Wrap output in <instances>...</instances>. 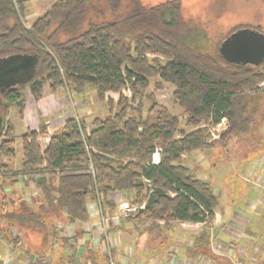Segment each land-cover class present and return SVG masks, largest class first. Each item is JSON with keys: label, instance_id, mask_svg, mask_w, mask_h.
Masks as SVG:
<instances>
[{"label": "trees", "instance_id": "trees-1", "mask_svg": "<svg viewBox=\"0 0 264 264\" xmlns=\"http://www.w3.org/2000/svg\"><path fill=\"white\" fill-rule=\"evenodd\" d=\"M25 5V0H0V58L37 57L32 76L1 96L5 128L0 135V242L17 246L23 232H32L41 234L51 249L57 241L62 250L76 246L85 235L81 227L90 218L88 203L98 196L112 211L110 194L117 192L137 206L146 201L138 215L123 220V226L147 224L144 232L160 233L177 222L203 223L187 255L229 263L208 248L218 199L211 185L182 163V157L214 146L206 142L202 125L226 119L229 127L221 142L248 136L252 127L247 124L245 92L264 81V65L227 64L197 45L200 27L184 16L181 0L154 6L141 0H57L29 28ZM149 54L168 61L148 59ZM153 79L175 88L174 101L184 109L183 123L191 131L181 129L180 120L162 107L155 116L143 117L144 101L153 99L145 93ZM47 82L52 92L64 87L77 96L94 89L108 115L93 119L87 135L81 134L74 119L67 120L44 150L39 138L47 134L46 127L41 124L37 131H27L20 136L22 162L14 171L5 164L17 157L15 130L7 118L15 108L22 119L26 93L38 101ZM153 88L162 89L158 83ZM123 90H129V97L123 96ZM80 128L84 130V122L80 121ZM155 148L160 150L158 164L151 162ZM142 179L152 182L149 198ZM19 183L23 193L3 191L5 184ZM68 226L74 231L70 238L63 235ZM10 230L19 237L12 238ZM99 251L77 255L74 250L56 260L105 264ZM0 264L5 263L0 260Z\"/></svg>", "mask_w": 264, "mask_h": 264}, {"label": "rangeland", "instance_id": "rangeland-1", "mask_svg": "<svg viewBox=\"0 0 264 264\" xmlns=\"http://www.w3.org/2000/svg\"><path fill=\"white\" fill-rule=\"evenodd\" d=\"M26 1V16H25V24L26 27L29 28L30 25L39 17L43 16L51 6L57 0H25ZM166 0H141L142 4L147 6H154L160 4ZM183 13L185 17H190L196 21L198 26L200 27L199 36L196 39V44L208 51L210 54H217L218 55V48L220 43L228 37L231 33L238 30L239 27L245 26V28H250L254 30H258L260 27L262 31H264V0H181ZM148 59H153L158 57L162 64L166 63L168 60L164 57L157 56L154 54L147 55ZM158 83L161 85L162 89L155 90L153 85ZM49 83L44 84L45 90H47ZM175 88L167 83H163L158 79L150 80V87L145 91L147 95H152V100H145L144 105L142 107L143 117H146L147 114L151 116H155L160 107L165 108V110L173 115L176 116L181 123V129L185 130V132L191 131L192 129L185 128L184 120L186 118V114L184 109L181 108L175 101L173 97V93ZM123 96L129 97L127 90L122 91ZM246 95V94H245ZM116 98V96H113ZM248 106L246 115L249 116L247 120V124L249 127H252V131L248 135V142H246L245 146H248L245 150V160H249L250 165L248 167L254 168L255 172H251V175L246 170V168L240 166H233L234 170L231 169V164L235 161H231L226 159L225 155L220 153L211 151L210 149H201L197 152H207L211 151L209 157H214L217 160L218 158V167L214 169L215 171L221 170L219 172L220 176L224 179L226 178L227 183H233L238 185L239 188H232V192H240V194H247V198L240 203V207L249 213L251 216V221L249 226L253 231V237L250 238L249 242H246V246L241 249L242 242L240 244H236V251L231 252V256L233 258H238L242 261H250L253 258L256 262H263L260 260H264V205L257 204V200L260 199L263 195V190L260 187L255 186L256 177L264 172V166L260 164L259 159L264 157V93H257L256 95L248 96ZM76 98V97H74ZM85 99L91 105L89 111L91 114L87 116V120L90 121L86 123L87 130H92L91 121H93L94 117L104 118L107 112V106L105 102H101L97 99L95 90L92 88L86 89ZM100 103V104H99ZM153 107V109L151 108ZM14 112V111H13ZM11 113V112H10ZM15 113L11 114L12 120L15 117ZM9 117V118H10ZM106 117V116H105ZM253 119V120H252ZM252 120V121H250ZM82 122V121H81ZM252 122V123H251ZM251 124V126H250ZM203 128V125L200 126ZM208 130L211 127H206ZM250 129V128H249ZM206 130V129H205ZM20 129H16L17 134H19ZM207 131V130H206ZM227 132V129L221 133L218 139L213 140V137L210 136L208 132H206V142L213 143V145L219 144L221 142L222 135ZM42 143H46V140H42ZM44 146V144H43ZM15 149L17 151V157L14 162L5 161V164L10 169H17L20 166L22 155H21V140L20 137H16L15 142ZM193 152V151H192ZM186 153L182 157V163L186 164L189 162V159H193V153ZM239 153V151H238ZM200 154H197V157ZM234 156V154H232ZM239 155V154H238ZM205 156V155H204ZM206 158V156L204 157ZM213 158V159H214ZM196 162V161H195ZM197 163V162H196ZM226 164H230L229 170L225 169ZM204 165H202V170L207 176L210 170ZM243 168V169H242ZM250 168V169H251ZM225 169V170H224ZM194 175V170L192 171ZM231 178V181L229 179ZM16 186H13V188ZM16 192V190H15ZM28 192V191H27ZM25 192V197H28V193ZM18 193V192H16ZM246 202H254L256 203L255 210L248 211L244 206ZM204 227V226H203ZM202 227V228H203ZM201 228V226H200ZM177 229V228H176ZM10 236L12 238L19 237L16 236L15 233L10 230ZM181 231V230H180ZM20 243L16 246L13 244H9V250L11 252V263L15 264L17 262L18 252L24 251V256L27 258L26 261L31 262L32 264H54V261L59 256L65 257L64 252L66 250H72L67 246L62 250H58L60 246V242L57 241L53 247L50 248V243H46L43 241L41 234H33L32 232H23V234L19 237ZM50 240V238H49ZM156 240V239H155ZM174 239L168 238L167 239V246H171L173 244ZM246 241H248L246 239ZM51 242V241H50ZM156 242V241H155ZM214 244V243H213ZM229 244H232L229 243ZM233 244V245H234ZM245 244V242H244ZM248 244V245H247ZM2 243H0V256L1 252L4 250L2 247ZM166 247V246H165ZM158 248L155 250L154 256L153 254H140L138 255V262L140 260H144V262H148L154 264V259H157L158 264L162 262L160 260L159 254L157 251H162V248ZM172 249L177 251L178 247L176 245L171 246ZM249 248V249H248ZM179 248V251L176 253L167 254L164 257V260H168L170 258H176L178 260H183V262H189L190 264H212L206 257L203 258L200 255L195 257L189 256L185 254L184 248ZM257 250V251H256ZM51 251V253H50ZM29 253V254H27ZM34 255V257H32ZM217 257V256H215ZM221 259L220 257H217ZM14 259V260H13ZM32 259V261H30ZM52 259V261H48ZM143 263V264H145ZM157 264V263H156Z\"/></svg>", "mask_w": 264, "mask_h": 264}, {"label": "crops", "instance_id": "crops-1", "mask_svg": "<svg viewBox=\"0 0 264 264\" xmlns=\"http://www.w3.org/2000/svg\"><path fill=\"white\" fill-rule=\"evenodd\" d=\"M85 94L84 96L71 95V93H69L67 89L64 87H59L52 92L48 85L47 90H45V88L43 87L42 97L38 101H35L29 93H26L25 109L23 112L22 119L19 118L17 110L13 108L11 109V113L9 114L7 120L13 126L16 137H20L24 135L27 131H37L40 125L43 124L46 127L47 134L39 138V144L40 147L44 150L49 142L50 136H52L57 132H60L63 129L66 121L74 118L75 113L80 116L81 121L85 123V128L88 129L86 123L90 121H88L86 117L91 114V112L89 111L91 105L85 99ZM12 113L16 114L13 120L10 117ZM107 115L108 112L102 117H105ZM95 118H99V117H94L93 119ZM17 128L20 129L19 134H17L16 132ZM42 140H46V143H42ZM246 142H248V136L243 134L240 136L239 135L234 136V138H230V139L226 138L225 140H223V142L211 146L208 149H210L211 151L215 150L216 152H220L225 155L226 159L235 161L231 164L232 170H234L233 166H240L246 168V170L250 172L249 174L251 175V172L254 173L255 170L254 168L252 169L250 167L251 168L250 169L248 167V165H250L249 160L248 161L245 160L246 156L245 154H243L245 153V150L248 147L245 146ZM210 150L207 152H202V154L201 152H197L198 150L193 151L192 152L194 155L193 159H189V162H187L185 165L189 167L192 171L194 170V173H196L195 176L198 179L208 182L211 185L214 194L218 199V206L214 210V221L209 225V231H208L209 236L211 233H214V235H216V240H218L220 243L224 245L229 244L231 242L232 245L235 242L236 244H240V242H242V244L240 245L242 246L241 247L242 249L243 247L246 246V242H249L250 238L252 239L254 234L251 227L249 226V223L251 221V216L249 215L248 212L244 211L240 207V203H242L243 200L246 199L248 195L240 194V192L237 191L232 192L233 187L239 188L238 185L233 183H227L226 181L227 179L226 178L224 179L219 174L221 170L218 171L214 170L218 167V158L216 160L214 158L215 155L213 157L214 159L211 158V156L209 157L208 153H211ZM197 154L200 155L197 157ZM232 154H234V156ZM204 155L206 156V158H204L205 157ZM259 162L261 165L264 166V157H261L259 159ZM202 165L206 167L205 169L208 168L210 170L207 176H205V173L202 170ZM229 167L230 164H226L225 169L229 170ZM19 168L17 169L14 168L12 170L17 171ZM229 181H231V178L229 179ZM254 185L260 187L264 192V172L260 173L256 177ZM14 186L16 187L13 188L12 185L5 184L3 191L7 192V194H10L12 191L15 190L16 192H18L17 194L23 193L24 186L22 184L19 183ZM110 199L111 200L113 199V194H110ZM257 204L264 205V193L262 197L257 200ZM255 206L256 203L254 202H246L244 207L248 211L249 210L254 211ZM95 216H96L95 209L89 208L90 218L81 227L85 231V235L83 236L82 239L78 241L76 246H74L73 244L67 245V247L71 248L72 250L69 251L66 250L64 252L65 255H68L70 252H73L74 250L77 255L78 254L81 255L83 252H85V250L88 251H90L91 249H97L98 251L100 250L97 246L92 245V243L96 239L100 238V232H97L96 230H93V232L87 230V224H91L93 229L96 227L97 218ZM122 223L123 221L120 223H114L112 228L114 227L115 230L113 231L110 230V233L114 235V237L116 238L115 239L116 245L113 254L117 264H122L123 263L122 261L124 259L127 261L128 264H143L145 263L144 260H140L141 262L137 261L138 255L153 254L154 256L155 250L165 246H166L165 248H162L163 249L162 251H157L160 260H162L160 264H190L189 262L185 263L183 262V260L181 261L173 257L166 261L164 260V257H166L167 254L170 253V251L172 253L175 252L177 253L179 251V248L182 249L184 248L185 254L187 255V252L192 247L193 240L200 234L202 227L204 226L203 223L177 222L172 224L170 229L163 228L160 233L159 232L149 233L148 231L144 232L143 230L145 226H147V224L145 226L136 227L132 224H126L125 226H123ZM158 224L160 226L163 225V223L162 224L158 223ZM181 224H183L184 226L182 227ZM168 238L174 239L172 241L173 244L171 246L176 245L178 247L177 251L175 249H172L171 246H167L168 243L166 241ZM246 239L248 241H246ZM0 243L3 244L2 247L4 248V250L1 252L0 260L3 261L5 264H12L11 252L9 250L8 245L5 244L4 242H0ZM213 243L215 244L216 242L211 241V239L209 238L208 248L210 250L211 247L214 245ZM236 244H234V246H236ZM88 246L89 248H87ZM57 247L58 250H60V247L59 246ZM24 255H25L24 251L20 250L18 252L17 262L15 264H32L31 262L26 261L27 258ZM32 257H34V255ZM30 261H32V259H30ZM48 261H52V259H49ZM153 261L154 264L156 263L158 264L157 259H154ZM260 261H264V260H260ZM246 263L264 264L263 262H256L254 258L253 260L247 261ZM54 264H65V263H59V260H56L54 261ZM145 264H151V263L146 262ZM226 264H230V262Z\"/></svg>", "mask_w": 264, "mask_h": 264}, {"label": "built area", "instance_id": "built-area-1", "mask_svg": "<svg viewBox=\"0 0 264 264\" xmlns=\"http://www.w3.org/2000/svg\"><path fill=\"white\" fill-rule=\"evenodd\" d=\"M124 91V90H123ZM128 94L130 95L129 90H127ZM264 92V81L261 82L256 89L254 90H248L245 92L246 95H255L257 93ZM128 95V96H129ZM77 124V127L79 131L84 134H88L89 131L84 128L82 130L80 128V121L81 118L78 114L75 113L73 118ZM206 127H211L209 130ZM229 125L226 119H222L219 124L217 125H211L206 124L203 125L202 129H206L210 136L213 137V140H216L219 138L221 133L228 129ZM160 161V150L158 148H155V150L152 153L151 156V162L152 164H158ZM142 184L145 188V195L147 198L150 197V194L153 192L152 182L147 179H142ZM112 202L115 204V208L112 211H109L105 209L99 200L98 196L95 200L88 203V209L94 208L96 211V227L93 229L91 224H87V230L93 232V230H96L97 232H100V238L96 239L92 245L97 246L100 251L102 252V255L106 258L105 264H117L115 258H114V249H115V237L110 233V228L113 226L114 223H120L123 220L130 219L138 215L140 211H142L145 207L146 201L143 202L141 205L137 206L134 204H131L128 202L126 194L123 193H113V199ZM162 224V222H159ZM183 227L184 225L181 224ZM63 235L66 238H69L73 235V226H68L66 228V231L63 232ZM209 238L211 241L216 242L211 247V252L213 255L226 259L230 264H248L238 258H233L231 256V252L236 251V247L232 244H222L218 240H216V235L214 233H211ZM205 258V257H203ZM209 261L212 262V264H216L213 259L206 257ZM122 264H128L127 261L124 259L122 261Z\"/></svg>", "mask_w": 264, "mask_h": 264}, {"label": "water", "instance_id": "water-1", "mask_svg": "<svg viewBox=\"0 0 264 264\" xmlns=\"http://www.w3.org/2000/svg\"><path fill=\"white\" fill-rule=\"evenodd\" d=\"M219 58L227 64L259 68L264 65V34L250 28H240L226 37L218 48ZM35 55L15 54L0 58L1 96L28 80L35 70ZM5 128V117L0 114V135Z\"/></svg>", "mask_w": 264, "mask_h": 264}]
</instances>
